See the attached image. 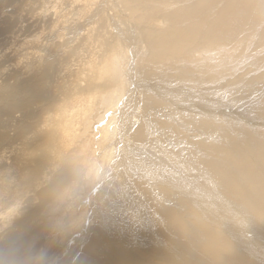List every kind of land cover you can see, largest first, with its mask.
I'll return each instance as SVG.
<instances>
[{
  "label": "bare ground",
  "instance_id": "1",
  "mask_svg": "<svg viewBox=\"0 0 264 264\" xmlns=\"http://www.w3.org/2000/svg\"><path fill=\"white\" fill-rule=\"evenodd\" d=\"M143 1L144 3L150 2V0ZM158 1L160 2L161 0ZM187 1H167L163 3L164 8L162 7V14L166 19H173L178 26H184L182 28L184 30L183 33L175 41L172 42L171 33V37H169V47L175 54L180 53L179 56H188L190 53L189 45L193 42L198 43L204 37L216 39L218 44L221 43L217 45L221 50H224V48H221L224 46L231 52L240 51L238 43L248 30H252L250 32L252 34L254 33L253 30L262 27L264 31V11L261 14L257 10L259 5H255L257 0ZM139 2V0H132L131 4ZM106 4L111 6L110 11L114 9L120 13H125L127 16L129 15L125 10L130 5L125 0H0V252L8 249V239L11 235L8 233L13 235L14 231L16 233L17 229L21 230L34 217L37 218L38 216H34L35 213L43 212L44 209L40 211L34 207V209H29L33 210V212L29 211V214H26L31 204L36 203L35 198L42 195L45 201L53 202L66 195L65 193L60 195L63 191L57 189L55 185L66 176L74 177L77 168L75 170L71 169L73 165L71 163L68 164L70 162L68 154L61 153L60 150L67 147V140L70 151H73L72 146H74V143L72 139L75 137L74 134L78 133V128H80L77 123L87 114L82 113L84 110L94 111L98 107L105 105L103 110L106 116L103 114V118L107 117L109 113H107V109L111 105L116 106L115 103L111 102L112 95L109 96L111 93L110 87H102L100 83L111 84V89L114 86L116 92L121 77V79H130L131 83L136 87L132 79L135 75L132 59V64L127 67L126 74L119 73L117 70L110 72L109 69H105V64L102 63L106 56L105 53L111 50L108 47L109 45L107 46L108 43L105 42L106 46L101 48V52H99L100 50L97 51L96 44L102 38L99 37V33L104 34L109 29L107 25H114L115 29L118 30L121 46L125 43L129 44L128 38H124L120 33V29L117 28L116 20L113 18L108 20V14H106L104 9L102 10L101 6ZM131 16L135 18L134 11H132ZM140 22L144 24L146 19L142 17ZM166 22L168 25L170 24L169 21ZM192 27L200 28L201 33L193 37ZM152 32L151 35L154 36L156 33L152 34ZM140 36L136 34V36L132 37L133 44H140L138 40L140 39L143 45L145 37ZM148 38L152 45L157 43L151 36ZM247 38L245 39L244 48L248 47L246 46L248 45ZM87 45L95 58H97L98 63L95 66L91 61L94 66H89L88 71L76 68L77 64L80 66L82 65L81 62L84 63L89 58L88 54L86 55L87 51L86 53L83 52ZM72 46L73 49H71ZM116 46H119V42H116L115 48ZM130 50L134 51L132 47ZM136 50L139 52V48ZM242 53L248 57L244 50ZM262 56H264V52L260 49L259 51L256 50V57L250 58L254 62L256 59L257 62L259 61L258 64L261 65V68H256L257 72L262 71L259 73L264 71V57L261 58ZM87 63L88 61L82 66H86ZM88 64L91 65L90 63ZM247 64L248 59L239 61L233 58H228L225 62H214L211 69L202 71L200 80L203 76L201 81L206 86H209L212 82H216L215 84H226L225 79L238 74V72H243ZM82 66L81 68H83ZM183 66L186 67L187 65L183 64ZM169 69L165 65H162L160 70L156 67L155 75L151 74L149 76L148 83L138 80V85L144 89L146 97L150 98L155 110L159 109L161 104H164L165 95L169 98L172 96L176 99L180 98V103L183 100L182 105L176 110L168 111L165 109L166 112L170 113L169 116L179 117L181 126H186V128L183 126L186 134H193L196 131L198 137L203 136V139H205L207 136L204 137V135H208V139L215 140L214 142L217 141L218 146H216L215 150L213 149L215 143L211 140L210 143H214V146L209 147L211 149L210 152L215 156L212 154L210 156L203 155L207 159L201 160V156L197 157L189 154V147L186 148V152H183L188 159L185 156L182 159V156L181 158L179 156L176 157L173 153L166 150L165 143L163 144L158 139L170 132L173 134V129L178 127L179 123L170 126V128L168 127L167 130L164 129L166 131L164 135L163 132H159L162 133L159 138H157L156 132L155 134L141 132L144 126L150 132L152 125L148 122L146 115L152 111V107L145 106L138 101L133 105L136 90L130 88L127 92L126 102L123 101L124 106L121 111L131 110V115H133L134 113L139 114L138 110H141V118H139L140 121L138 122L144 126L141 128L139 126L136 130L135 126H138V124L134 121L137 120L138 115L135 114V117L131 116V119L129 118V121L123 125L125 131L129 133V136L125 138L126 142L122 144L123 141H121V145L115 144V148L111 146L108 149L110 150L109 152L115 154L116 163H114L117 164V168L112 175L113 178L117 177L114 180L117 183V187L110 191L109 180L100 179V182L105 181H103L101 195L96 193L97 196L100 195V202L97 200V211L91 214V216L93 215V222L97 221L98 224L96 226L100 227L101 232L106 233L110 239L119 241L121 246L124 244V252H131L133 256L130 264H147L146 260H152L149 264H157L155 262H158V264H163V262L171 264H264V105L261 107L254 105L256 110L253 116L249 119L247 114V118L244 119V116H241L238 111L241 110V113L247 111L248 113V104L244 107L236 108L234 106L236 99L231 96L240 92L236 91L238 88L231 89L224 94L209 89H205L206 91L201 94L193 93L194 89L191 86L189 88V85H187L185 88L182 85H178V80H161L160 73L169 75ZM182 71L179 73H186ZM93 73H96L97 77L92 76ZM91 78H94V81H91ZM57 83L61 86V90L57 89ZM42 84L46 85V89L42 87ZM121 87L123 88V85ZM148 87H152L154 95L148 94ZM72 89L75 90L73 91ZM88 91L89 93H87ZM193 94L194 96H192ZM59 99H61L60 102H71L72 107L67 111L64 107H60V102L58 107H56ZM165 102L167 103L168 101ZM216 104H219V107H216ZM142 105H144L143 108L141 107ZM53 108H58L59 112L57 116L58 127L55 129L51 125L46 127L44 124L47 120L52 123L53 116L50 115V110ZM41 113H43L42 116L44 115L45 119L42 118ZM94 114L95 118L99 119L101 112L94 111ZM120 114L121 112L119 116ZM88 119L86 118L87 124ZM221 124L224 128H222L223 126L220 127ZM217 127H220V129L218 130ZM198 130H201L202 133L201 131L198 132ZM120 135L122 136V134ZM144 136L147 138L155 137L153 140L151 139L149 144L154 148H160L162 154L157 150V153L152 154L153 150L151 148L148 149L149 144L144 142ZM180 139L182 138L180 137ZM176 140L174 139L175 143ZM117 141L119 143V139L115 142ZM186 141L184 140V142ZM197 143L196 146L202 147L201 141H197ZM191 144L192 146L194 145V143ZM245 145L247 149H245ZM76 146L79 147L77 144ZM121 149L124 150L123 155L117 158L116 154L120 155L122 153ZM205 149L208 150V148ZM203 152L205 154V151ZM191 153L195 154L194 151ZM113 154L112 157L114 156ZM208 157L212 158L209 159ZM189 158L192 159L190 160ZM102 159H107V153L103 155ZM63 168L65 170L62 172L61 177L58 178L57 174ZM139 176L147 178L144 181L152 187L157 197L160 195L159 192L164 195L163 198H165V195L168 197L167 195L170 194L172 199L180 202V205L187 202L193 205L195 209H198L202 216L200 220L201 232L184 233L180 231L181 229L178 230L177 228H184L181 225V215L179 216L178 213L174 212L175 210L173 211L170 207H167L168 203L166 205L161 204L166 203L163 200L154 202V204H159L157 208L162 210L159 213L160 216L157 214V217L154 218L152 215L156 216L157 211L151 208V211H149L147 207L143 206L142 201H139V196L136 197L131 193L134 190L140 191V183L143 179H139ZM55 178L56 180H54ZM68 180L71 181L72 179ZM49 185L51 186L48 187ZM144 185L145 188L146 186L147 188L149 187L146 184ZM161 185L170 188L173 194L165 190ZM133 186L137 188L132 190L131 187ZM180 195L186 198L182 200ZM94 197L96 196L94 195ZM159 197L162 198V196ZM104 202H108V205L104 204ZM51 207L53 206L51 205ZM133 216L138 217L137 222H133ZM87 220L89 222V218ZM40 223L41 225L43 224L42 222ZM247 229L249 233L253 232L254 237H256V234H262L261 240L259 238L260 243L252 242L249 238L252 233L249 234L244 231ZM20 230L18 231L20 232ZM137 232H141V235ZM4 237H7L5 238L6 240H4ZM70 239L73 240L74 238ZM136 239L143 240V248L141 249H145L149 254L154 253L152 258H145V260L136 253L134 248L139 246L136 244ZM77 240L78 238L76 237V241L73 240V242L75 241L76 243ZM26 241L25 239L24 242ZM106 243H108V240L105 239L104 250ZM77 244L78 246L73 248V246H69L70 243H67L71 250H75V255H79L81 247L85 246L81 245L79 241ZM125 246L126 248H124ZM91 247L93 246L91 245ZM71 250L69 249V251ZM84 250L85 252H91V254L96 252V255L101 257V249L96 251L94 248H90V245L89 247L87 245ZM124 252L120 251L116 256H112L109 253L108 256L111 257L113 264H120L126 258ZM166 252L170 253L171 259ZM18 253L21 254V252ZM39 253L41 254V252ZM83 254L85 253L83 252ZM62 256L64 257L65 255ZM85 256L87 255L85 254ZM58 259L57 262L59 263ZM90 259L88 257V263L95 264L93 262L95 260L91 261ZM103 260L100 261V264H103ZM61 261L63 262L62 259Z\"/></svg>",
  "mask_w": 264,
  "mask_h": 264
},
{
  "label": "rangeland",
  "instance_id": "2",
  "mask_svg": "<svg viewBox=\"0 0 264 264\" xmlns=\"http://www.w3.org/2000/svg\"><path fill=\"white\" fill-rule=\"evenodd\" d=\"M125 1L128 2L129 5H130L129 7L126 8L127 11L125 10V12H127L129 14L128 16L125 15V13H120L117 10H114V9L110 11L111 6L108 5V4L104 5L105 8H104V6H101V8H102V10L103 9L105 10L106 14H108V20H109V18H113V19L116 20L117 26H118L117 28L120 29V33L124 36V38H128L129 44L131 46L129 44H126V43L123 44V46H121L120 45V40H119L120 37H119V34H118V30L115 29L114 25H107L109 29H107L104 34L99 33L100 34L99 37H102V38L100 39L99 43L96 44V48H97V51L100 50L99 52H101V48L105 47L106 43H108L107 46L109 45L108 47L111 48L110 52L105 53L106 56L104 57L103 62H102V63L105 64V69L106 70L109 69L110 72H115L117 70L119 73L121 72V73L126 74L127 67L131 66V64H132V62H131V59H132L134 67H135V75L132 77V79H133L134 84L136 85V87H134V85L131 83L130 79H127V78L121 79V77H120L119 87H118L116 92H115V87L114 86L111 89V84L107 85L106 83L104 84L103 82L100 83L102 85V87H105V86H109L110 87L111 93H110L109 96L112 95L111 102L115 103L116 106L114 107V106L111 105L110 108L107 109L108 111L106 110L107 113L109 112L108 115H107L108 118L107 117H103L102 118L103 114L104 115L106 114L104 112V110H103V108L105 106L104 104H103L104 105L103 107L101 106V107H98L97 109L94 110V111H97V112L98 111L101 112V115L99 116V119L95 118L94 111H92V110H84V112H82V113H87V114H86L85 117H83L85 119L82 118L80 120V122H78L79 124L77 123V126H79L81 129L78 128V133L74 134L75 137H73V139H72V142L74 143V146H72V150L73 151H70L69 142L67 140H66L67 147L60 150L61 153H67L68 154V157L70 158V162L68 164L71 163V165H73L71 169H73V170H75V168L78 169V170L76 169V173L74 174L75 175L74 177L73 176H66L60 182H57V184L55 185V187L57 189L63 191L60 195H62L63 193H65L66 195H64L63 197L59 198L58 201L56 200V201H53V202L45 201L44 197L42 195L38 196L37 198H35V202L36 203H32L31 204V206L27 209L26 214H29L28 213L29 211L33 212V210L31 211L29 209H34V207L36 209L40 210V211L44 209L43 212H39V214L35 213L34 216H36V217L38 216V217L37 218L34 217L33 220L28 222L30 226L28 225V223H26V225L24 227H22L21 230L17 229L16 233H14L15 232L14 231L13 235H12V233H8V234H11L9 236V239H8V243H9V245L7 246L8 249H5V250L1 251L2 253L0 252V264H13V263L14 264L15 263L16 264H56V263L57 264H89L88 261H87L88 257L91 258L90 259L91 261L95 260V261H93V262H95V264H100V261L103 260V259H104L103 260V264H113L111 257L108 256L109 253H111L112 256L113 255L116 256L118 252H120V251L124 252V250H123L124 244H123V246H121V243L119 241H116L114 239H110L107 236L106 233L105 234H104V232L102 233L101 232V228L100 227L98 228V226H96L98 224V222L97 221L93 222V218H92L93 215L91 216V214L92 213L94 214V211L95 212L97 211V206H98L97 200L99 201V196L101 195V193L103 191L102 190V185L104 183L103 181H105L106 179L111 181V182L108 181V184L110 185V188H109L110 191L114 190L113 188L117 187V183L114 182V180L117 177L113 178V175H112V174H114V171L117 168V164H115L116 163L115 154H113L112 152H109L110 150H108V149H110L111 146H113V148H115V146L117 144L121 145L120 144L121 141H123L122 144H124L126 142L125 138H127L129 136V133H127L125 131L123 125H124V123H127L129 121V118L131 119V116L135 117L136 116L135 114H137V113H134L133 115H131V110L121 111L122 107L124 106L123 101L126 102L127 92L129 91L130 88L133 89V90H136L135 100L133 101V105H135L136 101H138L139 103L144 104L145 106L148 105V106L152 107V111H150L149 114L146 115L148 122L150 123V125H152V127H150L151 128L150 132L147 130L146 126H144L142 123L139 124L140 122H138V121H140L139 118H141V113H142L141 110H138V113L140 115L137 114L138 118H137V120L134 121L136 124H138V126L137 125L135 126L136 130H137V127L140 126L139 128H141V127L144 126L143 131L141 130V132H144V133L147 132V133H150V134H152V133L155 134V132H156V134L158 136L157 138H159V137H161L160 135L162 134V133H159V132H163V135H164L165 134L164 132H166L164 129L167 130L168 127L170 128V126H173V125H176V124L179 123V126L175 127L173 129L174 130V131H172L173 134H171V132H170L167 135L161 137V139L163 138L162 140L160 138L158 139V141L163 142V144L165 143L164 146H165L166 150H168L169 152L173 153L176 157L179 156L181 158V156H182V159L186 155V154L184 155L183 152H186L185 151L186 148H189V147L193 148V149L189 148V151H190L189 154L192 155V156H197V157L201 156L200 157L201 160L202 159L204 160V158L207 159L203 155H206V156L209 155L210 156V154H212L210 152L211 149L209 147L214 146V143H215V146L213 147V149L215 150L216 146H218L217 141L214 142L215 140L212 141L211 139H208V137H209L208 135H204V137L207 136V137H205V139H207V140L203 139V136L202 137H198L196 131L193 132V134L195 133L194 135L192 133H189V135L186 134V132L183 129V126L185 128H186V126L185 125L181 126L182 124H181V121H179L180 119H178L179 117L178 116H169L170 113L166 112L165 109H167L168 111L174 110V109L176 110L180 105H182L183 100L180 103V101H181L180 98L176 99L173 96L169 98V97H167L165 95L164 99H165V101H168V102L166 103L164 101V104L165 105L167 104V106H165L164 104L163 105L161 104L159 106V109L155 110L153 104H151L152 101L150 100V98L146 97V95L144 93V89L138 85V80H140V81L142 80V81L148 83L149 76L151 74L155 75L156 67H158V70H160L162 68V65L163 66L165 65L166 67L170 68L168 70V72H170L169 75H163V74H161L159 72L160 76H161V80H167V79H173V80H176V81L178 80V85H182L185 88H186L187 85H189V88L191 86V88L194 89L193 93L201 94L204 91H206L205 89H209V90H215V91H217L220 94H224V93H226L227 91H229L231 89L238 88L236 91H240V92L234 93V95H231V96H233L236 99V101H235L236 103L234 102V106H236V108L244 107V106H246L248 104V113H247V111H245V112L243 111L242 113H241V110L238 111V112H240L239 114L241 116H244V119L247 118V114H248V118L249 119H250L251 116H253V114H254V112L256 110V107L254 105L260 106V107L264 105L263 104L264 103V86H263L264 85V71H263V73H259L261 70L257 72L256 68H261V65L258 64L259 61L257 62V59L255 60V62L250 60V58H253V56L256 57V50L259 51L261 49V51L264 52V31H263L262 27L257 29L258 32H257L256 29L253 30L254 33H252V34L250 33V32H252V30L251 31L248 30L246 32V34H248V35L245 34L244 37H242L240 39L239 43H238V48L240 49V51L231 52V51L228 50V48H226L224 46L221 47V48H224V50H226V51L221 50V49H219L220 47L217 46V45H219L221 43L218 44L216 39H214L213 37H211V38H205L204 37V39L199 40L198 43L197 42H193L191 45H189L190 46V49H189L190 53H189L188 56L187 55L179 56L180 53L179 54H175L171 50V47H169V37L172 36V39H173L172 42L175 41L183 33L184 30L182 28L184 26H178L173 19H170V18L166 19V17L162 14V10L164 8V5H163L164 2H167V1L168 2H171V1L172 2H176V1H179V0H161L160 2L158 0H150V2H146V3H144L143 0H139L140 1L139 3H133V4H131L132 0H125ZM263 1L264 0H257V2L255 4V5L259 4L257 10L261 14L264 11L263 10L264 9ZM187 2H189V0ZM260 8H261V10H260ZM132 11L135 12V18L133 16H131ZM142 17L146 19V22H144V24L140 22V18H142ZM151 20H152L153 23L151 22ZM166 21H169L171 25L170 24L168 25ZM142 25H143L144 28L142 27ZM147 27H150V28H147ZM168 28L170 29V31H169ZM147 29H150V30H147ZM166 29H168V30L166 31ZM152 30H154V32H152ZM191 31H192V36L193 37H195L196 35H199L201 33V29L198 28V27H192ZM260 31H261V33H260ZM151 32H152V34H154V33H156V34H154V36H152ZM166 32H167V34H166ZM170 33H171V36H170ZM136 34H139V35L145 37L144 40H143V45L144 46L141 44L140 39H138L140 44H138V43L133 44V38L132 37L136 36ZM161 35H163V36H161ZM149 36H151L152 39L157 42L155 45L151 44V42L149 41V38H148ZM110 38H111V40H110ZM246 38L248 40V45H246V46H248V47L244 48L245 47V41H246L245 39ZM116 42L117 43L119 42V46H116V48H115ZM165 42H167V43H165ZM147 44H148V47H147ZM89 46H90V44H89ZM89 46L87 45L85 47V49L83 50V52L86 53V51H87L86 55L88 54L87 56H89V58H87L86 60L91 65H89L87 63L86 66H82V65H85L87 61L84 62V63L81 62L82 65H80V66L77 63H74V64H77L76 68H79V69H82V70L86 69L88 71L89 66L91 67V66H94V65L95 66L98 65L97 58H95L93 53L90 51ZM87 47H88V50H87ZM131 47L134 49V51L130 50ZM137 48H139V52H137V50H136ZM71 49H73V46H72ZM243 50L246 52L245 54H247L248 57L243 55V53H242ZM68 51H69V49H68ZM254 53H255V55H254ZM263 57L264 56H262L261 58H263ZM228 58L237 59L239 61H242L243 59H248V64H247V66H246V68H245V70L243 72H241V73L238 72V74L225 79L226 80V82H225L226 84H215L216 82L210 83L209 86H206L205 84H202L201 80H203V76L201 77V80H200V75L202 74V71L211 69L213 67V63L214 62L215 63H218V62H221V61L225 62ZM214 59H215V61H213ZM91 61L94 63V65H92ZM181 64H182V66H181ZM183 64H185V66L186 65L187 66L184 67ZM81 66L83 68H81ZM179 66H181L182 68L179 67ZM184 69H185V71H184ZM176 70H178V71L175 72ZM180 71L186 72V73H184V74L183 73H179ZM92 76H96L97 77V74L93 73ZM138 77H139V79H138ZM123 80H125V81H123ZM91 81H94V78L93 79L91 78ZM126 84H127V86H126ZM122 85H123V88L121 87ZM56 86H57L58 90L62 89L61 86L58 83L56 84ZM194 86H196V87L193 88ZM42 87L46 89V85L44 86L42 84ZM148 88H149L148 94L149 95H154L152 87H148ZM125 89H126V91L124 92ZM72 90L74 91L75 89H72ZM142 90H143V92H142ZM87 93H89V91ZM123 94H124V96H122ZM192 96H194V94ZM147 98L149 99V101H148ZM60 100L61 99H59L57 101L56 107H58V104H59ZM144 105H142L141 107L143 108ZM78 106H79V104H78ZM60 107H64L68 111L72 107V104L69 101H67L65 103L64 102H60ZM186 107H187V105H186ZM216 107H219V104H216ZM225 108H227V107H225ZM120 112H121V114L119 116ZM42 114L43 113H41L40 115L42 116ZM58 114H59L58 108H53V109L50 110V115L53 116V119H52V123L49 122L50 120H47L48 123L47 122L44 123L46 125V127L47 126L49 127V125L53 126L54 129L56 127H58V125H57V123H58V119H57ZM44 117L45 116L43 115L42 118H44ZM92 117H93V120H92ZM110 117H111V119H110ZM42 118H40V119H42ZM86 118L90 119V120L88 119V124H87ZM82 121H83V123H82ZM175 122H177V123H175ZM117 123H119V124H117ZM162 123H165V124H162ZM84 125H86V126L84 127ZM218 125H220V124H218ZM92 126H93V128H92ZM222 126L223 125L221 124L220 127H222ZM83 127H84V129H83ZM155 127H156V129H155ZM220 127H217V129L219 130ZM85 128H87V129H85ZM222 128H224V126ZM104 129H105V131H104ZM113 131L115 132L114 134H113ZM119 131H120V133H119ZM179 131L180 132L182 131L181 133H183L184 135L181 134ZM200 131L201 130H198V132H200ZM175 132H176V135H175ZM158 133H159V135H158ZM201 133H202V131H201ZM120 134H122V136H124V135L125 136L122 137ZM190 134H192V135H190ZM179 136L182 139H180ZM187 136H189V137H187ZM194 136H195V138H194ZM106 138H108V139H106ZM117 138L119 139V143H118V141L115 142L116 140H118ZM143 138H144V142L149 144L151 139L153 140L155 137L147 138V137L144 136ZM189 138H190V140H188ZM192 138H194V139H192ZM199 138L202 139L204 142L202 140H200ZM109 139H110V141H109ZM166 139H167V141H166ZM174 139L175 140L177 139L176 143L174 142ZM179 140H181V141L179 142ZM184 140L185 141L187 140V141L184 142ZM195 140H196V142H195ZM210 140L212 142H214V143H212V142L210 143ZM112 141H114V142H112ZM197 141L198 142L201 141L200 144H202V142H203L202 147L201 146H196L198 144ZM80 142H82V144H80ZM191 143H194V145L192 146ZM204 143H205V145H204ZM207 143H208V145H207ZM76 144L79 145V147H77ZM185 144H187V145H185ZM194 146H195V148H194ZM203 146L205 148H208L210 153ZM196 147H197V149H196ZM149 148H151L153 150L152 151L150 149L152 151V154L157 153L156 150L159 151L160 154H162V151L160 150V148H154V147L151 146V144H149L148 149ZM170 148H171V151H170ZM178 148H179V151H178ZM122 149H121L122 153L120 155L116 154L117 158H119L121 155H123V151L124 150H122ZM245 149H247V146H246ZM191 150L194 151L196 155L191 153L192 152ZM202 150L205 151V154H204V152ZM172 151H174V152H172ZM175 151H177V152H175ZM212 152L215 153L214 151H212ZM105 153H107V159H102L103 155H105ZM111 153L114 155L113 157H112ZM212 155L215 156L214 154H212ZM158 156H160V155H158ZM208 158L210 159L212 157H208ZM189 159L191 160L192 158H189ZM75 164H76V166H75ZM110 166L113 169H111ZM71 169H69V170L71 171ZM64 170H65V168H63L62 170L59 171V173L57 174L58 178L61 177L62 172ZM111 170H112V173H111ZM56 178L54 180H56ZM67 178L68 179H72V180L69 181ZM101 178L105 179V180L100 182ZM141 178L143 180H141L142 182L140 183V188H139L140 191L134 190L131 193H132V195H135L136 197L139 196L138 197V199H140L139 201H142L143 206L145 208L147 207L149 211H151V209H154V210L157 211L156 216L152 215L154 218L157 217V214L161 213V211H162L159 208H157V205H159V204H154V202L163 200V202H166V203H161V204L166 205L168 203L167 207H170L173 211L175 210L174 212L178 213L179 216L181 215L180 216L181 217V225L184 228H177L178 230L181 229L180 231L184 232V233L201 232L202 226H201L200 220H201L202 216H201V212L198 209H195V207L193 205H191L190 203H187V202L183 203L182 204L183 207H182V205H180L179 201H176V200L171 198L172 195H170V194H169L170 196L167 195L168 197H166V195H165V198H163L164 195L161 192H159V194H160L159 196H162V198L159 197V196L157 197L154 194V192L152 190V187L150 185H148V183H146V181H144L145 179L147 180V178L146 177L143 178V177L139 176V179H141ZM53 183H54V181H53ZM144 184L148 185L149 187L147 188V186H146V188H145ZM50 186L51 185H49L48 187H50ZM161 186L165 190H167V191H169L170 193L173 194V192H172V190L170 188L166 187L165 185H161ZM134 188H137V187L136 186L131 187L132 190ZM158 191H157V193H158ZM96 193H99L100 195L97 196ZM94 195L96 197H94ZM167 198H168V200H167ZM180 198L183 200L186 197H183V196L180 195ZM149 200H150V203H149ZM96 202H97V205H96ZM104 204L108 205V202L107 203L104 202ZM51 205L53 207H56V208L51 207ZM78 211H79V213H78ZM181 211H182V213H180ZM183 211H184L185 214L183 213ZM74 212H75V214H73ZM192 212H194V213H192ZM67 214H69V215H67ZM184 215H186V216H184ZM187 215L188 216L191 215V216L188 217ZM136 216H133V220H134L133 222H137V220H138L137 218L138 217H136ZM159 216H160V214H159ZM146 217H147V215H146ZM88 218H89V222L87 220ZM65 219H66V221H65ZM39 222H42L43 224L41 225V223L39 224ZM76 224H78L77 225L78 227L76 226ZM57 228H59V229H57ZM88 228H90V229H88ZM162 228H163V226H162ZM38 229H40V230H38ZM18 230H20V232ZM29 230H30V232H29ZM89 230H90V232H88ZM244 231L249 233L248 229L244 230ZM144 232H146V231H144ZM32 233H33V236H32ZM250 233H252V234L249 235V238L252 240V242H255V243L259 242L260 243V240L262 238V234L259 233V232H258L259 234L255 233L256 237H254L253 232H250ZM14 234H16V235H14ZM138 234L141 235V232H139ZM143 235H144L145 238H147L145 236V234H143ZM54 236H56V237H54ZM68 236L70 238H74L73 240H75V241H76V237H77L78 238L77 242L79 241L81 243V245L82 244L85 245V246L81 247V252L79 253V255H75V250L74 249L71 250V248L68 247L67 243L68 244L70 243L69 246H71V247L73 246V248L78 246L77 242L76 243H75V241L73 242V240L70 239ZM7 237H4V240H6L5 238H7ZM34 237H35V239H33ZM79 237H80V239H79ZM259 238H260V240H259ZM25 239L27 240L26 242H24ZM91 239H92V241H91ZM105 239L108 240V243L105 244L106 248L104 250L103 249V244L105 243ZM59 240H61V241H59ZM112 240H113V242H112ZM10 242H11V244H10ZM14 242H15V244H14ZM142 242H143L142 239H136V244L139 245V246H136L134 248L136 253H138V255H140L144 259L145 258L149 259V257L152 258V255L154 253L149 254V252H147L145 249H141V248H143L142 247ZM72 243L73 244H77V245L74 246ZM58 244H60V245H58ZM87 245H88V247L90 245V248H94L96 251H100V249H101V251H100V253H101L100 256L101 257H98L96 255V252L92 253V254H91V252L90 253L89 252H85L84 248ZM91 245L93 247H91ZM22 246H25L26 248L25 247L22 248ZM116 246H118V247H116ZM47 247H49V248H47ZM124 248H126V246ZM20 249H21V251H20ZM22 249L25 250L26 252L23 251ZM63 249L64 250L66 249L65 253H64ZM69 249L71 251H69ZM53 251H55V252H53ZM66 251H68V252H66ZM18 252H21V254L18 253ZM39 252H41V254ZM58 252H59V254H58ZM83 252L88 257L85 256V254H83ZM127 252L126 251L124 252V255H125L126 258L124 260H122L120 262V264H127V263L130 264L131 263L133 256L131 255V252L130 253L128 252L129 254ZM50 253H52V254H50ZM55 253H56V255L58 254L57 255L58 257L55 255ZM17 254H20L21 256L17 255ZM77 254H78V252H77ZM166 254L169 255V257L171 256L170 253H168V252H166ZM62 255H65V256L63 257ZM38 256H40V257H38ZM60 256H61V258H60ZM4 257H5V259H4ZM96 257L98 259H100V260H98ZM171 257H170V259H171ZM57 259H58V261H60L59 263L57 262ZM61 259L63 260V262L61 261ZM65 261H66V263H64ZM154 261H156V260H154ZM109 262H111V263H109ZM151 262H152V260H148V261L146 260L147 264H149ZM155 263L158 264V262H155ZM166 263L167 264H171V263H168V262H166ZM166 263L163 262V264H166Z\"/></svg>",
  "mask_w": 264,
  "mask_h": 264
}]
</instances>
